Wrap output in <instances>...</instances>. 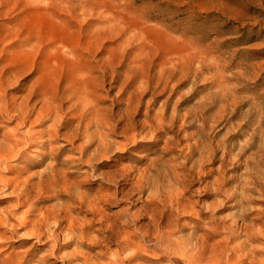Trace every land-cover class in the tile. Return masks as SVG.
I'll return each instance as SVG.
<instances>
[{"label":"rangeland","instance_id":"374dc122","mask_svg":"<svg viewBox=\"0 0 264 264\" xmlns=\"http://www.w3.org/2000/svg\"><path fill=\"white\" fill-rule=\"evenodd\" d=\"M0 264H264V0H0Z\"/></svg>","mask_w":264,"mask_h":264}]
</instances>
